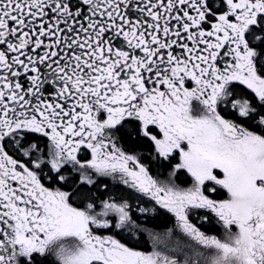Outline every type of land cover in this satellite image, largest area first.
<instances>
[{"label":"snow or ice","instance_id":"snow-or-ice-1","mask_svg":"<svg viewBox=\"0 0 264 264\" xmlns=\"http://www.w3.org/2000/svg\"><path fill=\"white\" fill-rule=\"evenodd\" d=\"M0 264H264V0H0Z\"/></svg>","mask_w":264,"mask_h":264},{"label":"flooded vegetation","instance_id":"flooded-vegetation-1","mask_svg":"<svg viewBox=\"0 0 264 264\" xmlns=\"http://www.w3.org/2000/svg\"><path fill=\"white\" fill-rule=\"evenodd\" d=\"M161 231H163V229H161ZM218 235H221L222 236V233H218Z\"/></svg>","mask_w":264,"mask_h":264}]
</instances>
